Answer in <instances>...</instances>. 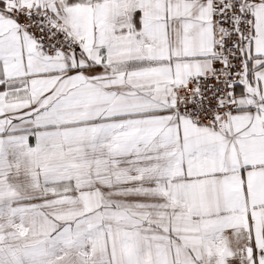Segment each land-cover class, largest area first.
I'll return each mask as SVG.
<instances>
[{
  "label": "snow or ice",
  "instance_id": "obj_1",
  "mask_svg": "<svg viewBox=\"0 0 264 264\" xmlns=\"http://www.w3.org/2000/svg\"><path fill=\"white\" fill-rule=\"evenodd\" d=\"M0 264H264V0H0Z\"/></svg>",
  "mask_w": 264,
  "mask_h": 264
}]
</instances>
